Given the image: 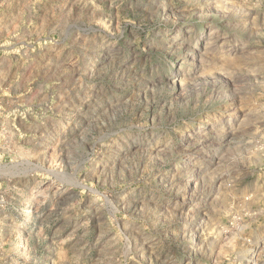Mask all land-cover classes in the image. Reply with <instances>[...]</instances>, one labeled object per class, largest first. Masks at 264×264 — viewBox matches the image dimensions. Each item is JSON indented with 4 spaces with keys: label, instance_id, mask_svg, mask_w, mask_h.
<instances>
[{
    "label": "rangeland",
    "instance_id": "374dc122",
    "mask_svg": "<svg viewBox=\"0 0 264 264\" xmlns=\"http://www.w3.org/2000/svg\"><path fill=\"white\" fill-rule=\"evenodd\" d=\"M0 264H264V0H0Z\"/></svg>",
    "mask_w": 264,
    "mask_h": 264
},
{
    "label": "bare ground",
    "instance_id": "6f19581e",
    "mask_svg": "<svg viewBox=\"0 0 264 264\" xmlns=\"http://www.w3.org/2000/svg\"><path fill=\"white\" fill-rule=\"evenodd\" d=\"M253 250H254V249H253ZM253 250H252V251H253ZM249 259H253V258H249Z\"/></svg>",
    "mask_w": 264,
    "mask_h": 264
}]
</instances>
